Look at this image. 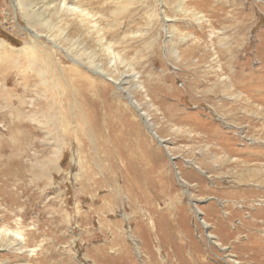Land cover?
<instances>
[{"label":"rangeland","instance_id":"374dc122","mask_svg":"<svg viewBox=\"0 0 264 264\" xmlns=\"http://www.w3.org/2000/svg\"><path fill=\"white\" fill-rule=\"evenodd\" d=\"M78 1L94 29L56 9L45 15L55 30L27 23L0 0V38L14 50L33 41L64 67L82 60L100 118L97 136L64 92L61 170L34 160L54 156L41 136L7 146L0 119V264H264V0ZM4 46L0 87L21 93L27 75L25 97L38 99L27 55Z\"/></svg>","mask_w":264,"mask_h":264},{"label":"bare ground","instance_id":"6f19581e","mask_svg":"<svg viewBox=\"0 0 264 264\" xmlns=\"http://www.w3.org/2000/svg\"><path fill=\"white\" fill-rule=\"evenodd\" d=\"M54 1H56L55 4L53 3ZM54 1L34 0L36 4L37 3L39 4L37 6L35 5L34 2H32V0H14V5L16 6V8H18L21 16L27 23L38 22L39 25H43V26L51 25L52 30H55L51 24V21L47 19L45 15L47 14L48 9H56V11H58L57 16L62 15L63 13L67 17H69L68 19L71 21V23L75 22V24H78L79 26H88L93 29L95 28L94 24L92 23L93 21L92 15L89 14L87 8L83 7L84 4H81V2H79L78 0L77 1L70 0V3H67L66 0H58V1L54 0ZM86 1L87 0H85V2ZM201 18H203V16H198L196 17V20L199 21ZM31 32L33 33L35 38L43 37L47 41V43L51 45V47L47 45H45V47H48L49 51L52 50V55L54 54L53 53L54 49H57L59 51H65L62 48V45L58 43L57 35L54 36H51L49 34L39 35L38 33H34L33 31ZM36 41L40 45H42L41 42H39L38 40ZM5 44L7 46H4L3 48H6L8 50L7 52L4 53V50L2 48L3 55L7 53H8L7 55H10L14 51L19 54L25 53L27 55L28 66L32 70V72H34L35 77L38 79L37 84L39 85V87L41 86L39 92L36 93V97L38 96V99L34 98V100L25 97L27 88L30 85L29 83L32 80L27 75L21 76V80L23 83V85L21 84L22 85L21 93L17 92L18 90L17 84H14V86L11 88H7L6 87L7 82H5V84H3L2 87H0V101L8 111V114L0 115L2 125L5 128V132H3V136L5 140L7 138L11 139V141H9L6 145L10 147H14V149H17L19 145L23 143L27 144L28 141H32L36 137L41 136L42 141L44 140L46 141L47 139L48 141L46 142L53 143L54 156L51 160L50 157L45 155L47 152L43 151L41 152L40 155L42 158L39 157L41 159L38 160L37 157L38 155H37L34 157V160L41 162L45 168L49 167V163H54L57 170H61L63 167H61L58 164V161L60 162L61 159H63L62 156L66 149L65 139H68V134L66 133L67 130L70 129L68 125L69 123H71V121H67L66 117L63 115L64 112L66 111L63 102L64 92L67 91L68 89L71 95L70 99L76 102V107L78 109L76 113L77 119L81 120L83 126L86 129L92 128L95 131L96 135L98 136L100 134V126L98 124V119L100 118L96 115L95 101L91 100L88 97L89 89L90 88L92 89V87L94 86L93 84H95V80L90 76H88L87 74H85L82 68L78 66V64L83 63L81 58H78L79 60L82 61L79 62L74 57H72L73 64L72 63L70 65L68 64L69 65L68 68V67H64L67 64L60 62L59 58H53V56L51 58L48 53H44L42 57H38L37 50H39L41 46L38 47L37 44L33 41H30L27 45H24L19 49L14 50L12 49L13 48L12 46L8 45V43H6L5 40L0 38V46L2 47ZM89 62L91 65H94L93 60H89ZM111 66L113 67L115 66V62H113L112 60H111ZM49 70L52 71L53 75H51L52 73L50 74ZM99 71L102 73L106 72L104 69H99ZM47 75L49 76L47 77ZM112 83L119 86L122 85L121 80L118 78L116 80L112 79ZM75 121L77 122L78 120ZM19 133L22 134L25 140L21 139L17 143V139L14 136H17ZM69 135H71V133H69ZM69 140L71 145L78 146L80 144V141H78L77 138L75 137H72V139ZM130 141L132 140L130 139L126 140V142H124L120 146L122 149V157L124 156L128 157L127 143H129ZM78 148H84V147L78 146ZM22 153L23 152L14 154V156L16 157H13L12 159L17 163H19L21 161L20 155H22ZM25 154L28 155V153ZM75 155L77 160H79L78 154L75 153ZM83 165L85 164L80 162V166ZM131 171H132V167H130L127 170L128 174L124 172L123 178L127 179L128 177H136V175L130 173ZM81 175H84V173H81ZM83 178L86 179L87 177L84 175ZM137 179H133L130 181L133 182L134 180ZM138 184L139 183H137L136 185ZM14 231H15L14 234L18 236V239L20 237L19 241H17L18 247H16V250L22 251L24 248H26V246H24L25 241L21 235V232L18 229ZM34 251L35 248L28 250L29 253H33Z\"/></svg>","mask_w":264,"mask_h":264}]
</instances>
